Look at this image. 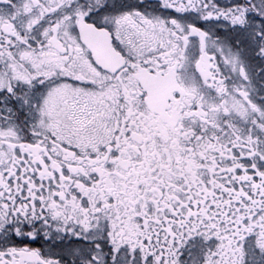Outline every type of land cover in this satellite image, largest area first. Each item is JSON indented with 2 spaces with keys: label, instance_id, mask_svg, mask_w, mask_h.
<instances>
[{
  "label": "snow or ice",
  "instance_id": "snow-or-ice-1",
  "mask_svg": "<svg viewBox=\"0 0 264 264\" xmlns=\"http://www.w3.org/2000/svg\"><path fill=\"white\" fill-rule=\"evenodd\" d=\"M0 264H264V0H0Z\"/></svg>",
  "mask_w": 264,
  "mask_h": 264
}]
</instances>
